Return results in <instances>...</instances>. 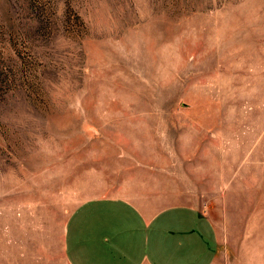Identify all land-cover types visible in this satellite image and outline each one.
<instances>
[{
    "label": "rangeland",
    "instance_id": "rangeland-1",
    "mask_svg": "<svg viewBox=\"0 0 264 264\" xmlns=\"http://www.w3.org/2000/svg\"><path fill=\"white\" fill-rule=\"evenodd\" d=\"M106 197L264 264V0H0V264H69Z\"/></svg>",
    "mask_w": 264,
    "mask_h": 264
},
{
    "label": "crops",
    "instance_id": "crops-1",
    "mask_svg": "<svg viewBox=\"0 0 264 264\" xmlns=\"http://www.w3.org/2000/svg\"><path fill=\"white\" fill-rule=\"evenodd\" d=\"M64 248L69 264H223L215 225L199 208L150 214L115 197L79 205Z\"/></svg>",
    "mask_w": 264,
    "mask_h": 264
}]
</instances>
